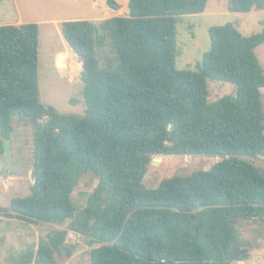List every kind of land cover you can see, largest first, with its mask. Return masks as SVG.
<instances>
[{
  "label": "trees",
  "instance_id": "1",
  "mask_svg": "<svg viewBox=\"0 0 264 264\" xmlns=\"http://www.w3.org/2000/svg\"><path fill=\"white\" fill-rule=\"evenodd\" d=\"M4 0H0L2 2ZM210 0H129V16L61 24L82 61L86 115H66L40 98L38 24L0 26V134L12 121L34 128L31 194L0 206V216L61 226L21 264L70 259L80 235L90 264H234L250 257L236 224L264 221V171L241 158H264V70L256 49L264 29L242 35L232 24L209 29L198 72L177 70L176 22ZM237 13L264 0H229ZM108 6L118 11L114 0ZM109 42V54L103 53ZM235 95L209 101V81ZM0 152L4 154L1 142ZM164 156H215L209 171L144 185L148 164ZM88 173L98 186L79 208L72 194Z\"/></svg>",
  "mask_w": 264,
  "mask_h": 264
},
{
  "label": "rangeland",
  "instance_id": "2",
  "mask_svg": "<svg viewBox=\"0 0 264 264\" xmlns=\"http://www.w3.org/2000/svg\"><path fill=\"white\" fill-rule=\"evenodd\" d=\"M108 0H4L0 2V26L35 23L40 28L38 77L40 98L44 105L53 106L66 115L83 117L86 115L84 84L81 80L83 68L81 59L66 44L61 24L69 21H92L95 24L117 16H129V3L126 0H114L120 9H111ZM226 24L234 25L244 36H251L264 29V10L253 9L249 13H237L231 10L229 0H210L201 14L184 15L177 18L176 44L177 70L198 72V65L210 49L209 29ZM110 52L109 42L103 53ZM104 53V54H105ZM62 54L76 57L79 62V74L75 79L56 67V61ZM257 57L264 70V44L256 49ZM83 65V63H82ZM73 84V85H72ZM209 101L214 102L228 95H235L232 84L209 81ZM263 101H264V89ZM13 132L10 146V161L6 169L7 177L0 178V206L9 207L14 198H24L31 194L35 183L34 172V128L29 120L16 117L12 121ZM4 139L0 134V145ZM157 158V157H156ZM154 158V159H156ZM162 162L147 166L144 185L148 189H157L161 183L172 177H186L193 173L209 171L223 158L215 156H164ZM264 171V158L252 160ZM5 155L0 152V169ZM98 178L88 173L72 194V200L79 208L86 206L88 197L98 186ZM69 223L61 226L22 220L18 217L0 216V264H21V259L31 251H37L41 239L56 230H67ZM240 239L246 243L250 257L234 264H264V221L244 220L236 224ZM67 243L77 245V251L70 259L57 256L56 264H90L91 250L84 239L68 232Z\"/></svg>",
  "mask_w": 264,
  "mask_h": 264
},
{
  "label": "bare ground",
  "instance_id": "3",
  "mask_svg": "<svg viewBox=\"0 0 264 264\" xmlns=\"http://www.w3.org/2000/svg\"><path fill=\"white\" fill-rule=\"evenodd\" d=\"M128 3H129V0H126V5ZM69 55L65 54V56L58 58V60L56 61V67L61 72H64L65 74L69 75L71 79H75L76 77H78V74L80 72L79 62L76 61V57L69 56ZM158 159H159V162L157 164L162 162V158H158Z\"/></svg>",
  "mask_w": 264,
  "mask_h": 264
},
{
  "label": "water",
  "instance_id": "4",
  "mask_svg": "<svg viewBox=\"0 0 264 264\" xmlns=\"http://www.w3.org/2000/svg\"><path fill=\"white\" fill-rule=\"evenodd\" d=\"M4 155H5V161H4V164H3V167L0 169V178L3 177H7L8 174L6 173V169L9 165V161H10V146H9V141L8 140H4ZM154 163H158L159 162V159L156 158L153 160ZM35 177H36V174H35V171L32 173V179L35 180Z\"/></svg>",
  "mask_w": 264,
  "mask_h": 264
},
{
  "label": "crops",
  "instance_id": "5",
  "mask_svg": "<svg viewBox=\"0 0 264 264\" xmlns=\"http://www.w3.org/2000/svg\"><path fill=\"white\" fill-rule=\"evenodd\" d=\"M62 56H65V54H62L61 56H59L58 58H60V57H62ZM58 58H57V60H58Z\"/></svg>",
  "mask_w": 264,
  "mask_h": 264
}]
</instances>
